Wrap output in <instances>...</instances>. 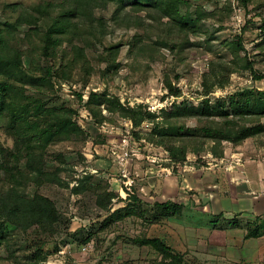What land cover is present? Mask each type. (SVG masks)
Wrapping results in <instances>:
<instances>
[{"label": "rangeland", "instance_id": "1", "mask_svg": "<svg viewBox=\"0 0 264 264\" xmlns=\"http://www.w3.org/2000/svg\"><path fill=\"white\" fill-rule=\"evenodd\" d=\"M158 2L125 0L120 13L99 5L94 18L86 11L58 47L45 93L26 87L82 133L47 145L31 168L27 159L13 164L18 191L52 199L60 221L25 231L0 221V264H264V210L248 209L254 194L230 175L246 165L264 179V134L215 143L203 138L206 120L177 113L204 99L229 110L246 92L264 98V79L254 77L264 76V0ZM47 3L54 6L45 7L42 31L69 7L64 0H0V25L13 23L11 39L36 58L43 46L34 7ZM167 4L193 19L180 27ZM31 61L24 58L26 67ZM92 92L118 99L129 116L105 105L91 111ZM246 120L264 126V115ZM5 122L0 145L12 148ZM9 181L8 173L0 177V196ZM250 230L260 237L248 238ZM143 238L160 239L171 255L136 242Z\"/></svg>", "mask_w": 264, "mask_h": 264}, {"label": "trees", "instance_id": "2", "mask_svg": "<svg viewBox=\"0 0 264 264\" xmlns=\"http://www.w3.org/2000/svg\"><path fill=\"white\" fill-rule=\"evenodd\" d=\"M124 1L64 0V5H69V7L54 17L51 24H48L43 31L40 28L42 27L41 23L47 21L50 15L49 10L45 7L54 6V4L36 5L34 9L38 15L35 16L38 26L33 31L40 38L41 42L38 41V45L43 46V52L37 58L31 53L32 47L25 48L21 41L16 43L11 39L13 23L6 22L0 25V120L5 119L7 134L13 139L12 148L0 145V177L3 174H10L9 186L5 190V194L2 193L0 196V221H5L24 231L34 227L55 226L60 221V214L52 199L40 194L28 198L18 191L19 172L13 169V164L27 159L31 168L32 162H36L47 145L60 139L77 137L82 133V129L68 117L63 109H52L42 104L35 96H28L26 87L29 86L38 93H45V87L51 85L54 73L52 62L64 38L78 29L75 19L85 15L89 10L91 17L94 18V9L99 5L109 3H113L116 6V12L120 13ZM160 1L157 0L158 3L155 5H160ZM249 1L252 0H241L244 6H247ZM137 4L139 3L135 5ZM161 6L166 13L171 12L182 28L193 19L190 12L181 16L177 12V8H172L170 4ZM171 10H174V13ZM28 36L29 33L24 41L29 43ZM35 43L37 46V42L32 44ZM73 49L76 51V54L73 53V55H79L77 46H73ZM24 58L34 61H31L30 66L26 67ZM69 64L71 62L63 64L65 66L62 68L67 69ZM249 67L251 68V66ZM254 77L256 80L264 79L263 75L254 74ZM166 86L170 93H175L171 83L168 82ZM246 94L249 95L245 96ZM242 95L246 98L243 99ZM242 95L237 100L231 101L229 110L211 105L208 99H204L199 106L179 109L177 113L186 117L198 118L199 121L206 120L208 124L203 127L204 139L215 143L228 141L239 145L246 139L264 134L262 124H250L246 120L251 116L264 115V98L261 96L252 97L254 95L252 92ZM88 105L91 107V111L105 105L110 112L117 111L124 117L129 116L130 110L122 106L118 99H111L104 93L92 92L88 98ZM164 114L166 115V113ZM167 129L164 130V134ZM172 129L176 135H180L182 127L174 126ZM183 136L185 137V135ZM34 169L36 171L34 173L41 172V169L35 167ZM259 235L258 230H250L247 233L248 238H257ZM90 239L91 237L88 236L87 241ZM5 241L6 238H0V246ZM136 242L142 246L151 247L158 253L170 254L169 248L160 239L143 238L137 239ZM177 264H181V262H177Z\"/></svg>", "mask_w": 264, "mask_h": 264}, {"label": "crops", "instance_id": "3", "mask_svg": "<svg viewBox=\"0 0 264 264\" xmlns=\"http://www.w3.org/2000/svg\"><path fill=\"white\" fill-rule=\"evenodd\" d=\"M240 165L242 166V164L238 163L236 165H232V167H233V169H236ZM229 170H230V167H229ZM259 171H260V169H259ZM230 175L232 177L231 181H235V182L237 181L238 184H236L235 186L240 187L241 189L243 188L245 194L248 193L249 191H250L249 194H254L253 198H249L250 201H249V208L248 209L252 210L253 208L254 209L259 208L260 210H262V209L264 210V179L261 177V174L260 175L258 174L259 175L258 179L253 178L252 173L246 168V165H243V169H239V171H234L233 174L230 172ZM229 186L233 187V184L230 183ZM220 195L218 198L215 199V201L218 202L220 200V198L222 196V195L221 196ZM243 196L245 197L246 195H243ZM215 201L213 200L214 203L212 206L217 207V205L215 204L216 203ZM220 203H221V201H219V204ZM252 205H254V206L252 207ZM242 215H244V214H242ZM259 237H260V235H259Z\"/></svg>", "mask_w": 264, "mask_h": 264}]
</instances>
